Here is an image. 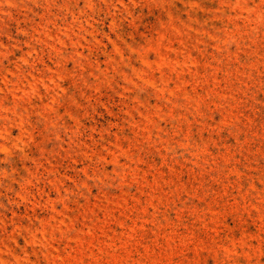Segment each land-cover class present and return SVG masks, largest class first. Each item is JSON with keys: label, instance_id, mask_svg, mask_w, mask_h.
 Here are the masks:
<instances>
[{"label": "rangeland", "instance_id": "rangeland-1", "mask_svg": "<svg viewBox=\"0 0 264 264\" xmlns=\"http://www.w3.org/2000/svg\"><path fill=\"white\" fill-rule=\"evenodd\" d=\"M0 264H264V0H0Z\"/></svg>", "mask_w": 264, "mask_h": 264}]
</instances>
